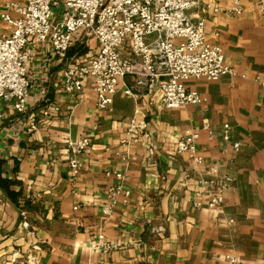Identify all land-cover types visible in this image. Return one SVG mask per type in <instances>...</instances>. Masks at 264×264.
<instances>
[{
  "label": "crops",
  "instance_id": "1",
  "mask_svg": "<svg viewBox=\"0 0 264 264\" xmlns=\"http://www.w3.org/2000/svg\"><path fill=\"white\" fill-rule=\"evenodd\" d=\"M231 2L218 0L223 10L206 14L205 33L222 47L232 73L186 81L205 101L183 108L161 109L155 90L136 97L119 90L110 109H100L91 78L80 94L61 86L68 60L79 58L71 49L84 42L76 41L65 58L53 56L46 44L30 43L27 110L17 112L12 100H0L1 176L17 193L13 201L0 188V264H29V253L37 255V264H233L228 257L264 264V18L258 0H246L237 14L227 12ZM85 44L90 54L96 43ZM42 86L60 109L29 132ZM130 118L147 123V134L135 142L127 139ZM224 123L228 142L221 137ZM188 130L199 134L201 164L186 153L168 157ZM83 134L90 135L91 146L72 177L67 142ZM234 141L240 142L237 150ZM214 165L216 178L226 174L231 182L222 207L212 212L202 183L213 177ZM117 171L130 195L106 214ZM102 242L112 247L104 250Z\"/></svg>",
  "mask_w": 264,
  "mask_h": 264
},
{
  "label": "built area",
  "instance_id": "2",
  "mask_svg": "<svg viewBox=\"0 0 264 264\" xmlns=\"http://www.w3.org/2000/svg\"><path fill=\"white\" fill-rule=\"evenodd\" d=\"M231 1L227 12L237 14L246 0ZM257 6L264 18V0H258ZM222 10L218 0H0V23L5 25L0 30V100H12L17 112L27 110L33 89L26 69L32 58L30 43L46 44L53 56L65 58L76 41L86 43L92 39L96 45L90 54L68 60L61 81L64 92L80 94L85 81L91 78L96 106L104 110L110 109L119 90L129 97L155 90L161 109L203 102L205 98L188 89L186 81L217 80L232 73L222 47L207 40L205 33L206 14ZM126 77H130L129 82ZM39 95L42 105L28 117L29 132L36 131L41 120L60 109L47 97L46 87H40ZM146 131V122L128 119V140L135 142ZM221 137L225 142L231 140L228 123L222 125ZM198 138L196 130L179 135L168 157L186 153L201 164L203 159L195 145ZM67 146L70 175L75 177L80 170L79 157L91 146L90 135L68 141ZM239 147L240 142H232L234 150ZM113 173L117 182L107 190L103 208L106 214L117 201L127 202L130 195V190L124 187V173ZM210 173L213 177L203 180L202 188L206 193L205 205L215 212L223 205V193L231 178L226 174L216 178L219 173L216 165ZM194 205L200 203L195 201ZM21 225L32 233L27 220ZM101 247L107 250L112 244L102 242ZM32 248L39 249L37 245ZM26 259L29 264L39 262L36 254L29 253ZM228 259L233 264H242L233 257Z\"/></svg>",
  "mask_w": 264,
  "mask_h": 264
},
{
  "label": "trees",
  "instance_id": "3",
  "mask_svg": "<svg viewBox=\"0 0 264 264\" xmlns=\"http://www.w3.org/2000/svg\"><path fill=\"white\" fill-rule=\"evenodd\" d=\"M76 50H77L76 47L71 49L70 54ZM2 163H3V161L0 159V188L7 194V196L11 200L14 201L16 199L17 193L9 189V186L12 183V181L1 176V165H2Z\"/></svg>",
  "mask_w": 264,
  "mask_h": 264
},
{
  "label": "rangeland",
  "instance_id": "4",
  "mask_svg": "<svg viewBox=\"0 0 264 264\" xmlns=\"http://www.w3.org/2000/svg\"><path fill=\"white\" fill-rule=\"evenodd\" d=\"M88 44L89 45H92V42H88ZM75 47L77 48L76 51H78V53H79L78 56H81L82 54L85 55L89 51L88 45H86L85 43H83V44H76Z\"/></svg>",
  "mask_w": 264,
  "mask_h": 264
}]
</instances>
